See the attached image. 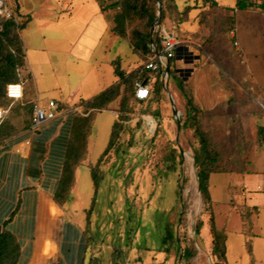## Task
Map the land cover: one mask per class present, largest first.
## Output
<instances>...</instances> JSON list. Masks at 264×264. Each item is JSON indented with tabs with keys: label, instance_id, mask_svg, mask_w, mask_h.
Masks as SVG:
<instances>
[{
	"label": "rangeland",
	"instance_id": "rangeland-1",
	"mask_svg": "<svg viewBox=\"0 0 264 264\" xmlns=\"http://www.w3.org/2000/svg\"><path fill=\"white\" fill-rule=\"evenodd\" d=\"M6 2L20 25L24 59L33 65L34 76L24 86L29 99L36 98L35 84L38 91L51 92L58 89L55 83L69 106L94 98L103 84L115 81L108 67H100L99 75L94 71V64L101 60H117L124 73L144 68L129 44L111 32L114 12L101 13L93 0ZM213 2L215 6L175 0L179 14L185 12L184 22L177 24L178 17L162 25L159 22L155 36L158 44L162 37L177 43L173 59L168 60L170 86L177 88L174 78L182 80L200 111L195 118L177 89L185 103L197 155L195 172L203 168L208 174L207 193L200 195L196 212L205 219L206 234L203 236L202 226L196 240L205 247L212 264L211 214L226 236V264H264V115L258 108L259 102L264 104V12L258 8L238 12L235 0ZM147 5L151 8L152 0ZM24 69L21 80L28 76ZM147 80L151 91L153 80ZM160 84L156 110L145 102L130 106L116 149L101 161L97 196L88 213L93 195L89 165L105 149L115 121L108 113L94 118L87 157L66 207L69 215L82 220L85 264H169L183 158L173 147L170 104L161 77ZM45 101L40 99L42 108ZM118 103L109 110L116 120ZM151 109L157 117L149 115ZM144 117L157 120L148 138ZM193 120L206 134L203 145L195 141ZM188 167L192 175L185 178L188 198L197 200L198 182L192 166ZM192 209L184 210L183 224ZM245 210L252 215L253 236H245L240 227Z\"/></svg>",
	"mask_w": 264,
	"mask_h": 264
},
{
	"label": "trees",
	"instance_id": "trees-1",
	"mask_svg": "<svg viewBox=\"0 0 264 264\" xmlns=\"http://www.w3.org/2000/svg\"><path fill=\"white\" fill-rule=\"evenodd\" d=\"M101 13L107 11L114 12L111 22V32L118 38L126 41L133 53L144 65L154 55L150 53L148 46V7L147 0H93ZM205 3L210 2L213 6V0H204ZM160 22L164 24L166 20L176 19L177 24L184 22L183 13L178 12L175 6V0H160ZM252 8H258L264 12V1L260 4H252L251 0H235L234 10L245 12ZM17 21V20H16ZM20 25L13 20L0 18V108L6 113L0 121V144L3 142L28 131L32 118V102L29 99V92L24 89L25 84L31 81L28 75L23 80L20 79V72L25 68L24 53L22 42L18 36ZM116 61V62H115ZM112 62L113 75L116 78V83L98 94L95 98L86 103H82L79 107L81 113L75 114L71 136L67 147V152L63 162V169L58 188L53 197L56 204L64 205L69 197L70 190L74 185V173L77 167L85 160L87 141L90 136L92 124L97 114L110 110V107L118 100L119 117L112 126L109 141L98 157L95 164L89 166L90 178L92 182L93 195L88 207V213L94 208L97 188L100 182V164L101 161L109 154L110 151L116 149L118 136L123 131V123L126 120V114L133 104L140 105L141 102L135 99V84L137 82L148 83L147 79H152V89L149 97L142 102H145L148 107L155 110L158 107L161 98V84L159 63L154 60L156 65L155 70H139L124 73L119 62ZM171 61V60H170ZM170 65V62H169ZM170 71V66H168ZM171 72V71H170ZM150 81V80H149ZM178 90L185 98V102L189 112L197 118L199 108L194 104L190 92L185 88L182 80L174 78ZM12 84H23V97L20 101L11 100L6 97V87ZM147 85V84H146ZM141 106V105H140ZM156 107V108H155ZM66 107L59 104V110H65ZM151 109L149 115L157 117L158 113ZM147 111V110H146ZM200 126L196 120L192 122V132L195 141L199 145L205 142L206 134L199 129ZM203 143V144H202ZM172 161L174 153L171 155ZM208 174L202 168L199 172V189L201 194L207 193ZM248 209V208H247ZM255 207L251 210L257 212ZM252 215L245 210L241 220V226L244 229L245 236H253L252 234ZM10 219H8L9 221ZM7 221V222H8ZM85 232V231H84ZM166 233L168 229L166 228ZM209 233L212 238L211 244V261L212 264H226V236L216 227L214 217L210 214L209 218ZM243 234V233H241ZM166 238V237H165ZM166 240V239H165ZM251 252V250H250ZM249 252V253H250ZM19 245L16 239L4 228L0 233V264H16L19 258Z\"/></svg>",
	"mask_w": 264,
	"mask_h": 264
},
{
	"label": "crops",
	"instance_id": "crops-1",
	"mask_svg": "<svg viewBox=\"0 0 264 264\" xmlns=\"http://www.w3.org/2000/svg\"><path fill=\"white\" fill-rule=\"evenodd\" d=\"M69 57L70 53L66 54V62ZM112 62L101 60L94 64V71L99 75L100 67H108L113 74ZM24 75L31 79L34 76L29 61H25ZM115 83L116 78L111 85L103 84L97 95ZM55 85L57 90L45 92L38 91L35 84L36 98L55 101L66 109L56 113L46 110L47 122L35 135L25 132L0 144V233L4 228L16 239L20 249L16 264H85L87 242L82 220L69 215L66 207L76 185L78 170L86 158L75 170L67 202L60 206L53 197L61 178L74 116L79 114L72 110L91 99L69 106L67 99L62 97L61 87ZM102 113L110 114L116 121L115 113ZM88 142L89 138L87 152Z\"/></svg>",
	"mask_w": 264,
	"mask_h": 264
},
{
	"label": "bare ground",
	"instance_id": "bare-ground-1",
	"mask_svg": "<svg viewBox=\"0 0 264 264\" xmlns=\"http://www.w3.org/2000/svg\"><path fill=\"white\" fill-rule=\"evenodd\" d=\"M148 46L152 51L159 53L160 47L157 45V17L158 0H152L151 8L148 9ZM160 77L163 82L164 95L169 99L171 112V124L173 132V147L177 149L183 158L182 178L177 186L178 197L175 206V222L169 239V264H209V256L203 245L196 240L199 237L200 229L203 226V236L206 234L205 219L203 216H197L199 197L201 195L199 185H197L198 199L190 200L188 198L187 185L185 178H191L189 164L193 172L198 168V160L192 138L188 129V117L185 111V103L178 92L176 86H170L168 65L162 61L160 66ZM157 120L152 117H144L143 128L147 131V138L155 130ZM188 164V165H187ZM187 207H192L183 224V214Z\"/></svg>",
	"mask_w": 264,
	"mask_h": 264
},
{
	"label": "built area",
	"instance_id": "built-area-1",
	"mask_svg": "<svg viewBox=\"0 0 264 264\" xmlns=\"http://www.w3.org/2000/svg\"><path fill=\"white\" fill-rule=\"evenodd\" d=\"M193 4L195 3H203L204 0H190ZM0 18H4L6 20H13L15 23H17L14 15L8 8L6 0H0ZM158 44V43H157ZM177 43L175 41H172L168 37H162L160 40V44H158V47H160L159 53H156L150 49L152 52L151 54L154 55V58L149 60L145 65L144 68L146 70H155L156 65L154 63V60H157L159 63V58L160 54L163 56L165 61L168 62V60L173 59V50ZM162 63V62H161ZM161 63H159V70ZM150 88L144 84L143 82H137L135 84V99L137 101H145L149 95H150ZM6 97L11 100H16L20 101L23 97V84H12L8 85L6 87ZM40 100L36 98L32 102V118H31V124L28 129V133L35 135L41 126L47 122V117H46V110L51 112V113H56L59 112V105L57 102L48 100L45 102V106L42 108L40 106ZM258 108L260 112L264 115V104L258 105ZM80 108H75L72 110L74 113H79L80 114ZM5 111L0 108V121L3 119L5 115ZM144 121V119H143ZM28 143H26L27 145Z\"/></svg>",
	"mask_w": 264,
	"mask_h": 264
},
{
	"label": "water",
	"instance_id": "water-1",
	"mask_svg": "<svg viewBox=\"0 0 264 264\" xmlns=\"http://www.w3.org/2000/svg\"><path fill=\"white\" fill-rule=\"evenodd\" d=\"M159 22H160V0H158V17H157V28L159 27ZM158 45V44H157ZM151 52V51H150ZM152 53V52H151ZM160 57H161V59L159 58V63H161L162 61H165V59L163 58V56L160 54ZM166 62V65H168V62L167 61H165ZM168 73H170L169 72V69H168ZM169 76H170V74H169ZM170 78V77H169ZM195 178H196V180H197V182H198V185H199V172H195Z\"/></svg>",
	"mask_w": 264,
	"mask_h": 264
}]
</instances>
